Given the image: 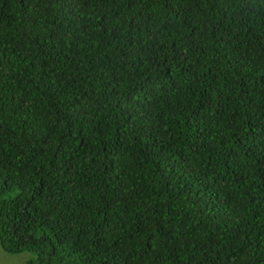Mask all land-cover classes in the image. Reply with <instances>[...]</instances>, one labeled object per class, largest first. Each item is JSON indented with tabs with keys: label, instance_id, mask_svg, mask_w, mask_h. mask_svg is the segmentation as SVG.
<instances>
[{
	"label": "trees",
	"instance_id": "1",
	"mask_svg": "<svg viewBox=\"0 0 264 264\" xmlns=\"http://www.w3.org/2000/svg\"><path fill=\"white\" fill-rule=\"evenodd\" d=\"M0 248L264 264V0H0Z\"/></svg>",
	"mask_w": 264,
	"mask_h": 264
},
{
	"label": "rangeland",
	"instance_id": "2",
	"mask_svg": "<svg viewBox=\"0 0 264 264\" xmlns=\"http://www.w3.org/2000/svg\"><path fill=\"white\" fill-rule=\"evenodd\" d=\"M30 257L31 254L28 252L12 255L3 252L0 248V264H23Z\"/></svg>",
	"mask_w": 264,
	"mask_h": 264
}]
</instances>
